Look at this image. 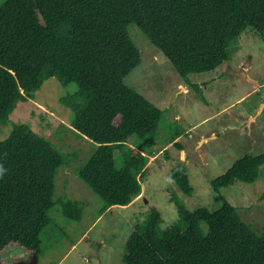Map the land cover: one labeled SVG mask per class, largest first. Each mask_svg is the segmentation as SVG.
<instances>
[{"label":"trees","instance_id":"trees-1","mask_svg":"<svg viewBox=\"0 0 264 264\" xmlns=\"http://www.w3.org/2000/svg\"><path fill=\"white\" fill-rule=\"evenodd\" d=\"M130 23L186 78L227 60L231 41L247 27L263 34L264 0L0 3V125H6L18 102L33 98L48 78L56 77L63 86L74 82L77 89L60 101L73 112L76 134L95 146L76 173L100 197V215L129 205L141 194L149 149L163 117L159 107L124 83L141 61L128 32ZM195 89L203 97L201 89ZM67 157L26 124L13 125L0 139V166L6 170L0 175V264H14L9 257L16 249L26 260L39 256L41 233L56 204L66 218L82 219L83 202L65 194L53 199L55 176ZM262 165L264 152L245 153L217 176L212 181L216 209L178 206L177 219L165 227L160 211L150 208L127 237L123 262L264 264V231L256 234L220 191L236 181L252 183ZM170 177L182 192L192 194L184 165L172 166Z\"/></svg>","mask_w":264,"mask_h":264},{"label":"rangeland","instance_id":"rangeland-1","mask_svg":"<svg viewBox=\"0 0 264 264\" xmlns=\"http://www.w3.org/2000/svg\"><path fill=\"white\" fill-rule=\"evenodd\" d=\"M127 28L141 61L124 83L163 111L141 194L129 205L114 206L100 215V197L76 173L95 146L76 134L73 112L60 101L77 89L74 82L63 86L56 77L48 78L33 98L18 102L6 125H0V139L9 135L13 125L26 124L66 157L70 155L55 176L53 199L65 194L84 203L78 221L63 216L58 204L51 208V222L41 233L38 264H125L126 239L150 208L160 211L165 227L177 219L178 206L216 209L212 181L243 154L264 152V33L247 27L231 41L227 60L184 78L136 24ZM133 140L129 139L131 146ZM116 164L120 165L119 158ZM177 164L187 169L193 187L190 195L170 177ZM220 191L256 234L264 231V165L252 183L236 181ZM26 256L16 249L9 259L23 264L30 260Z\"/></svg>","mask_w":264,"mask_h":264},{"label":"water","instance_id":"water-1","mask_svg":"<svg viewBox=\"0 0 264 264\" xmlns=\"http://www.w3.org/2000/svg\"><path fill=\"white\" fill-rule=\"evenodd\" d=\"M254 83H256V82H254ZM23 264H38L37 263V257L34 255L29 261H27Z\"/></svg>","mask_w":264,"mask_h":264},{"label":"clouds","instance_id":"clouds-1","mask_svg":"<svg viewBox=\"0 0 264 264\" xmlns=\"http://www.w3.org/2000/svg\"><path fill=\"white\" fill-rule=\"evenodd\" d=\"M5 171L6 170L2 166H0V175H3Z\"/></svg>","mask_w":264,"mask_h":264},{"label":"crops","instance_id":"crops-1","mask_svg":"<svg viewBox=\"0 0 264 264\" xmlns=\"http://www.w3.org/2000/svg\"><path fill=\"white\" fill-rule=\"evenodd\" d=\"M139 198V197H138ZM136 199V198H135Z\"/></svg>","mask_w":264,"mask_h":264}]
</instances>
